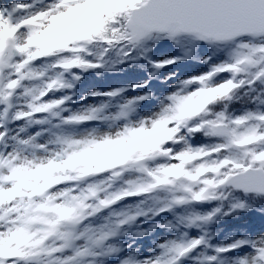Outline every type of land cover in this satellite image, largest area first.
<instances>
[{
    "label": "snow or ice",
    "instance_id": "6c2138e0",
    "mask_svg": "<svg viewBox=\"0 0 264 264\" xmlns=\"http://www.w3.org/2000/svg\"><path fill=\"white\" fill-rule=\"evenodd\" d=\"M33 7L34 3L0 0V129L6 122L42 125L48 120L35 117H58L57 109L66 111L61 106L70 97L45 98L72 87L64 74L101 68L113 50L122 63L137 52L150 51L144 47L149 40L176 43L178 36L186 34L208 46L212 54L200 61L207 70L178 81L158 112L99 138L107 143L117 137L125 140L137 133L161 132L150 148L113 161L121 167L112 168L98 183L89 182L93 176L78 169L69 171L74 157L97 144L96 136H56L50 143L57 149L48 151L34 143L37 132L27 139L11 137L15 147L8 150L7 131H0V264H85L90 257L117 253L119 249L105 248V243L122 226L148 213L155 217L176 208L223 202L235 192L264 197V0H52L43 9L32 11ZM73 12L100 17L89 37L94 41L91 46H65L48 35ZM218 53L224 58L210 63ZM89 56L96 62H89ZM53 57L44 70L31 67ZM175 63L177 59H170L152 67L159 70ZM18 89H22L19 96ZM122 91L91 95L115 97ZM21 97L26 110L11 113L14 98ZM146 99L128 100L111 119H127L135 110L132 106ZM99 111L73 114L61 123L93 121ZM24 131L21 127L20 132ZM196 137L203 142L193 144ZM125 170L134 172L135 178L113 191ZM127 197H143L141 203L151 201L153 207L145 211L138 204L134 214L110 213L99 226L89 222ZM245 206L234 198L223 215ZM221 211L220 206L203 215L191 211L177 220L185 228L199 227ZM202 244L207 246L203 237L186 244L168 241L158 245L161 252L154 258L142 262L128 258L122 264H178ZM240 248L248 252L235 264H264V236L238 240L215 251L222 254ZM203 260L213 264L216 256Z\"/></svg>",
    "mask_w": 264,
    "mask_h": 264
},
{
    "label": "trees",
    "instance_id": "16d2710c",
    "mask_svg": "<svg viewBox=\"0 0 264 264\" xmlns=\"http://www.w3.org/2000/svg\"><path fill=\"white\" fill-rule=\"evenodd\" d=\"M127 0H115V2L107 1V3H126ZM81 18L78 15L71 17L69 20H63L67 22L62 31L59 32L61 25L58 24L57 27L53 28L52 34H48L50 37L55 40L61 36L62 32H66L67 30L77 31L84 30L83 25L81 23ZM100 18L94 21L91 26L83 31V39L86 42L85 47L81 43H74L76 48H86L93 44V40L89 39L90 36L93 35V31L91 29L94 25L99 22ZM70 26V27H69ZM71 28V29H69ZM65 39V38H64ZM179 39L184 40H192L190 37H177V42H171L168 45L160 47L158 51L155 48H150L145 43V48H150V51L146 53L137 52L132 56H129L124 59L122 63L117 62L119 57L116 55L115 50L110 52L107 56H105L103 67L96 69H89L86 71H80L77 69H73L69 72V77L72 78L74 75L79 76V80H73L75 86H72L70 89H63L58 91L55 96L66 94L77 95V97H81L83 94H88L91 90L97 91L99 93H104L107 88L112 91H116L119 89H123L119 95L115 97L105 96L102 98L101 105L109 110V109H117L118 103L121 102V98L129 92V90L137 84H140L142 80L145 78H153L154 83L151 86L145 87L148 92L154 94L155 90L161 88V84H159V78L156 73L157 69L152 67L153 56H157L158 54H166L170 53L175 57H185L183 60L174 64L173 67L168 70H163V72H170L177 70L182 72L184 69H188L192 62L197 61L193 57H189L187 55L188 49L190 46L188 44H181L178 42ZM64 42V40H63ZM62 43V40H61ZM202 53L205 51L208 54H212L211 50L208 46L203 43L194 42ZM65 45V44H64ZM184 46L185 52L180 53V47ZM67 46V45H65ZM219 55V53L217 54ZM89 62H92V56L86 57ZM55 60V57L49 58L48 60H43L47 64ZM151 61V63H149ZM96 62V61H95ZM52 122L59 123L57 120H53ZM144 144L141 145L137 152L143 151L146 149L145 145H148V139H144ZM200 137H196L192 143L198 144L202 143ZM150 148V147H149ZM107 161V160H106ZM105 161V162H106ZM104 162V163H105ZM103 163V164H104ZM82 167L80 164H72L69 171L72 169H79ZM101 169L102 171H96V177L102 176L103 178L107 177L106 170L103 169L102 165L93 164L92 167L89 168L85 175L93 176V170ZM99 172V173H98ZM95 178V177H93ZM90 181L91 178H90ZM117 186L119 188H123L125 185L120 183V181L114 184L113 191L117 190ZM219 194V193H217ZM240 199L245 202V209L237 210L235 212H231L229 215H223V212L228 211L230 207L229 200L232 199ZM143 197H127L122 202L121 205L128 206L127 213L134 214L136 206L139 204L142 209L145 211L148 208L153 207L151 201L141 203ZM229 200H225L223 202H212L205 204H198L192 206V208H176L171 212L162 213L158 216L153 217L151 213H148L146 216L138 217L136 221L122 226L117 235L111 239H109L106 243L112 247L119 249V251L115 254L108 255L107 258H100L99 256L94 259L93 264H118L119 261L125 258V253L127 252V246L131 244L130 249L138 248V245L143 241L140 239H144L146 243H150L155 241L158 238L163 239L164 243L168 241H175L177 243H183L182 241H186L184 244L189 242L190 231L194 232L199 238L203 237L207 246L202 244L200 246V254L195 250L189 256H187L180 264H204V257L216 256V260L213 264H225L226 262V253L217 254L215 249L222 248L221 244L233 241L235 237L241 236L243 239L247 238L249 230L252 228H259L264 231V197H254L247 196L240 193H233V196L229 198ZM118 202V203H120ZM220 206L222 211L220 214L214 217L213 221L207 225H200L199 227L193 228H185L182 224H180L177 220L179 216H186L191 211H195L201 215L206 214L211 211L212 208ZM116 211V205L112 206L109 209L104 210L97 216L91 218L89 221L93 226H99L105 222V217H108L111 212ZM148 215L150 217H148ZM170 225V226H165ZM143 232V236H137L136 233ZM159 249V248H158ZM99 251V250H97ZM161 252V249H159ZM102 256V255H100ZM86 261H90L87 259Z\"/></svg>",
    "mask_w": 264,
    "mask_h": 264
},
{
    "label": "rangeland",
    "instance_id": "374dc122",
    "mask_svg": "<svg viewBox=\"0 0 264 264\" xmlns=\"http://www.w3.org/2000/svg\"><path fill=\"white\" fill-rule=\"evenodd\" d=\"M109 0H104V2H107ZM52 0H39V2H36V0H9V3H34V7L31 9L32 11H37L40 9H43L46 7L49 3H51ZM110 2H115V0H110ZM78 15L79 18H81V23L83 25L84 30L88 29L91 24L96 21L99 16H96L90 12H81V13H76L73 12L69 14L66 19L64 20H69L71 17ZM58 24L61 25V28L59 29V32L64 29L63 26L68 24L67 22L61 21ZM70 27V26H69ZM71 29V28H69ZM77 30V31H71L67 30L66 32H62L61 36L56 39L58 42L62 44L68 45L74 43H81L83 44V47H85L86 42L83 39V31ZM53 30H51L50 34H52ZM65 38V39H64ZM64 40V42H63ZM149 42V41H148ZM162 42V40L160 41ZM164 42L166 43H171L167 39H164ZM178 42L181 44H188L191 47V53L190 55L193 56V53L196 51V44L192 40H182L179 39ZM149 44V43H148ZM152 48H158L157 43L154 45H150ZM158 51V49H156ZM172 56L167 53V54H158L157 56H153L152 61L154 64L156 63H162L163 61L170 60V59H177V63L181 60H183L185 57H172ZM203 58V55H201L200 59ZM219 60V58H216V61ZM95 57L92 56V62L94 63ZM211 62V63H215ZM197 62H192V65L187 69L183 70L182 72H179L177 70L170 71V72H163V70H168L171 65H166L165 67L159 69L156 71L158 78H159V84H161L160 89H156L154 94L148 92L147 89L145 88L147 85H149L151 82L154 83L153 78H149L146 80H142L140 84L135 85L134 87L127 92L120 100L121 102L118 103L117 109H105L101 105L102 98L105 97L106 95H97L93 96L91 95L92 93H99L97 91L91 90L88 94H83L81 97H77V95H72V94H66L65 96L70 97L68 101L64 105L61 106V109H67L66 111H62L60 109H57V111L60 112V115L58 117H52V116H41V117H35V118H41V119H47L48 123L42 124V125H28L26 121H16V122H6L5 127L3 129H0V131H7V138L6 142L8 143V150H11L13 147H15V142L12 141L10 138L13 136H16L18 139H27L31 136H34L37 132L40 133L39 136L36 137L34 143L37 144H43L47 147L48 151H53L57 149V145H54L50 143L55 139L56 136H61V137H72L74 139H80L88 136H96L97 137V144L90 146L87 150L82 151V153L86 151H92L96 146L98 145H116L123 139L120 138H115L114 140L104 143L102 142L99 138L103 135H114L116 131H118L120 128H122L126 124H131L135 125L139 120L145 119L148 117H151L154 113L158 112L160 107H161V102L164 100V97L170 94L173 90L175 85H177L178 81L185 79L189 76L192 75H197L201 72L206 71V68L203 67H198ZM46 62L43 60L36 61L31 67H33L37 71H41L45 69ZM176 64V63H175ZM202 64V63H201ZM58 71V70H57ZM55 74L54 72H49L48 75H53ZM64 79L72 84V86H75L74 81L70 79L69 73L64 74ZM33 83H39L37 82H24L25 86H32ZM22 89L17 90V96H19L20 92ZM111 92L110 88H107L104 93H109ZM57 92L51 93L48 97H46V100H51V99H59L64 97L63 95L55 96ZM101 93V94H104ZM141 96H147L148 99L143 100V101H137L132 107L135 109L133 112H130L127 119H120L118 121H114L111 119V117L115 116L119 111L120 108L128 101V100H133ZM25 102V98L21 97L20 99H15L13 100V105L14 107L11 110V113H14L17 110H26L23 108V104ZM100 108L101 111H99L97 115V119L93 121H88L79 125H65L61 123V121L73 114H87V112L90 109H96ZM11 113L9 116V120L11 117ZM53 120H57L59 123H54L52 122ZM105 117H108V119H104ZM34 118V119H35ZM23 127L25 129L24 132H20V128ZM159 133L158 135L156 133ZM161 135L160 131H151L149 135H146V138L148 139V145H145L146 149L151 147L153 143L157 142L159 137ZM144 139L145 135H141L138 139H134L132 141L131 149L128 151V153L123 157L124 159H127L129 156H131L133 153L137 152V149L144 144ZM139 146V147H138ZM37 155H46L47 153H42V152H37ZM121 158L119 157H113L109 160H107L104 164H102V167L106 172L108 173L112 168H120L121 166L118 164L113 163L115 160H119ZM75 163H73L74 165ZM70 169V168H69ZM102 171V170H101ZM99 173V172H98ZM108 175V174H107ZM135 173L134 172H128L125 170L124 176L121 178L120 183L124 184V182L128 179H133L135 178ZM93 177L91 178L92 181L89 182H99L101 180H105L106 178H103L102 176H97L96 177V170H93ZM119 182V181H118ZM117 182V185H118ZM219 188V185L217 186ZM119 186H117V190H119ZM232 200H229V203H231ZM122 202L116 204V211L111 212V213H122V212H127L128 206L121 205ZM115 206V205H114ZM158 207V205H157ZM148 217H150L148 215ZM264 236V231L259 229V228H252L249 230L247 238L244 239H256L257 237ZM143 238V237H142ZM140 239L143 241L141 244L138 245V248H133L130 249L131 244L127 246L128 250L125 253V258L121 259L118 264H122V261L128 258H132L138 262H142L145 259H152L155 256L160 254L159 247L158 245L163 244L164 241L161 238L156 239L155 241H152L150 243H146L144 239ZM199 238L192 230L190 231V237L189 241L192 239ZM243 238L241 236L235 237L233 241L223 243L221 244V247H227L233 243H235L238 240H242ZM185 243L186 241H182ZM110 246L109 244L105 243L104 247L107 248ZM201 246V245H200ZM200 246L195 249L199 254H200ZM112 247V246H111ZM194 250V251H195ZM193 251V252H194ZM192 252V253H193ZM248 252L247 248H240L237 249L233 252H228L226 253V262L225 264H235V260L240 258L241 256L245 255ZM191 254V253H190ZM188 254L187 256H189ZM186 256V257H187ZM98 257V256H96ZM96 257H90L88 258L91 261V264L94 263V259ZM100 258H107L108 256H99ZM186 257L182 258L179 260L178 264H180ZM89 261H85V264H88Z\"/></svg>",
    "mask_w": 264,
    "mask_h": 264
},
{
    "label": "clouds",
    "instance_id": "9594fccd",
    "mask_svg": "<svg viewBox=\"0 0 264 264\" xmlns=\"http://www.w3.org/2000/svg\"><path fill=\"white\" fill-rule=\"evenodd\" d=\"M97 27L98 23L93 26L91 31H94ZM156 134L158 135L159 133L157 132ZM141 135L143 134L137 133L128 139L120 141L116 145H98L92 151H86L74 157L73 160L69 162V168L73 163L80 164L82 167L78 170L85 174L93 164L102 165L106 160L113 157L122 159L131 149L132 141L138 139Z\"/></svg>",
    "mask_w": 264,
    "mask_h": 264
},
{
    "label": "water",
    "instance_id": "95a60500",
    "mask_svg": "<svg viewBox=\"0 0 264 264\" xmlns=\"http://www.w3.org/2000/svg\"><path fill=\"white\" fill-rule=\"evenodd\" d=\"M155 34V33H154ZM157 35V34H156ZM180 36H187L186 34H181ZM188 37H190V36H188ZM239 193V192H238ZM242 194V193H241ZM251 195V194H250Z\"/></svg>",
    "mask_w": 264,
    "mask_h": 264
}]
</instances>
